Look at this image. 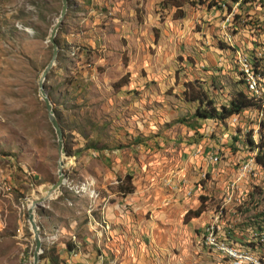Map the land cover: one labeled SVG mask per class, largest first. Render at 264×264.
<instances>
[{
    "label": "rangeland",
    "instance_id": "374dc122",
    "mask_svg": "<svg viewBox=\"0 0 264 264\" xmlns=\"http://www.w3.org/2000/svg\"><path fill=\"white\" fill-rule=\"evenodd\" d=\"M163 1L69 2L54 38L62 59L44 81L63 103L65 150L63 185L34 210L40 256L63 264L59 244L73 236L81 249L85 227L96 229L88 216L97 222L115 203L129 219L120 229L131 233L118 264L143 252L135 234L146 230L165 264H217L201 245L205 226L213 222L221 240L231 230L247 244V219L264 212V170L234 178L256 152L245 135L264 142V114L196 123L194 104L182 96L185 84L200 83L218 107L245 91L238 57L264 55V1L239 0L227 10L229 0H184L182 19ZM59 9L60 0H0V264H31L26 202L56 181V140L36 81L50 60L47 38ZM253 79L262 93L264 79ZM212 153L220 159L214 165L207 163ZM58 227L65 231L55 239ZM145 263L155 264L149 255Z\"/></svg>",
    "mask_w": 264,
    "mask_h": 264
},
{
    "label": "trees",
    "instance_id": "16d2710c",
    "mask_svg": "<svg viewBox=\"0 0 264 264\" xmlns=\"http://www.w3.org/2000/svg\"><path fill=\"white\" fill-rule=\"evenodd\" d=\"M263 2L264 0H258ZM69 2L70 0H67V9H66V14L64 17V21L67 19L69 15ZM230 5H227V10H230L231 6H233L235 3H238L239 5V0H229ZM164 5H169L171 8L175 9V13H177V18L182 19L183 14L180 10V8L184 5V0H172L170 4L168 1H163L162 2ZM264 3V2H263ZM63 25V24H62ZM56 48H57V54H56V61L59 63L61 62L62 59V52H61V47L57 42H55ZM234 51L233 49H231ZM246 63L249 66V69L254 77H257L259 79H264V55L260 57H256L255 53L251 56H245ZM70 80H67L66 85H72V81L69 84ZM241 84L244 82L240 79L239 81ZM198 84H185L184 90L182 93V96L184 97V100L189 103L194 104V112L191 115L192 119L197 123V121H207V120H213L218 123H223L227 119L236 117L240 114H242L246 110H252L256 111L257 113L261 112L262 115L264 114V90L260 94H250L246 88L245 91H235L233 92L228 100L222 104H218V107H215V101L212 98H209L207 95V91L203 89L201 85ZM245 87V85H244ZM44 89L46 91L47 97L50 101L51 104H53V114L54 117L56 118V121L63 132V127H62V122L59 119L58 116V106L63 104L56 103L53 100V95H52V89L50 86H45ZM56 104V106H55ZM261 115V116H262ZM260 126L264 128L263 122L260 121ZM192 127V126H191ZM193 129V127H192ZM234 141H237L234 139ZM245 144L248 146L249 151L252 152L255 150V155L253 156V160L255 163V167H258L262 170H264V142L262 144L254 145L253 142L247 135H245ZM87 149H92L93 146H85ZM65 150V149H64ZM120 190L124 191V194L131 193V188H120ZM200 213V210L198 209L196 212H194L193 217L196 218ZM246 227L250 228V231L247 232L248 234H254V238L252 240H247L249 243L245 244L244 242L241 243L240 240H236L232 233L231 230H225L222 240L228 243L231 246H247L251 250H257V249H263L264 247V241H259L261 240L260 237H263L264 235V212L261 213H256L250 216L246 223ZM263 240V239H262ZM245 241V240H244ZM71 249V245L69 243H66L64 246V252L69 251ZM259 251V250H258ZM263 254V253H262ZM43 255V254H42ZM43 258H49L46 259L47 264H61L57 262L56 257H45V256H40V259Z\"/></svg>",
    "mask_w": 264,
    "mask_h": 264
},
{
    "label": "crops",
    "instance_id": "0c3cea01",
    "mask_svg": "<svg viewBox=\"0 0 264 264\" xmlns=\"http://www.w3.org/2000/svg\"><path fill=\"white\" fill-rule=\"evenodd\" d=\"M121 211L122 210L119 208V204L115 203L106 205L104 208V214L102 216L110 228L109 232L107 233V243L102 244L103 241L98 239V234L97 236L94 235L96 230L92 228L94 231L93 233L91 228L88 226L85 227L84 234L81 238L82 248L75 257H70L68 251L64 252V245L60 243L59 247L60 250H62V253L58 252V254H60V260L63 261V264H83L84 260L87 261L88 264H118L119 258L117 257H119V254L122 251V240L128 239V236L131 234L128 231H122L120 229L129 221V219ZM64 231L65 230L62 227H58L54 234L55 239L60 238ZM150 235L151 232H148L147 230L144 231V233L136 232L135 236L139 237V239H137V244L141 242L139 243V249L143 252L139 253L137 259L132 260V262H126L125 264H146L145 262L147 255L151 257L155 264H161V262L164 261L161 252H159V258L161 259L155 258L154 254L152 253V246H154V244L152 238H150ZM130 238L132 241V236ZM145 243L147 244V247H145ZM206 252L208 253L210 259L212 258L217 264H225V262H227L222 257L218 258L217 255L212 254L207 250ZM72 259L76 261L72 262ZM163 263L165 264V261Z\"/></svg>",
    "mask_w": 264,
    "mask_h": 264
},
{
    "label": "built area",
    "instance_id": "2783aa9c",
    "mask_svg": "<svg viewBox=\"0 0 264 264\" xmlns=\"http://www.w3.org/2000/svg\"><path fill=\"white\" fill-rule=\"evenodd\" d=\"M238 68L247 91L250 94H257L256 83L253 79V75L249 72V67L245 58L238 57ZM219 160V155H217V153H212L207 157V163L211 165L216 164ZM254 168L255 163L252 158L247 161H243L237 166L234 178L236 175H238L237 180H243L253 173ZM205 176V173L201 174L200 180L204 179ZM234 182L237 181L234 180ZM233 183L231 184V187H233ZM88 218L89 220L87 224L89 226H95V233L98 234V236L101 235V237H104L106 240H108L107 233L109 232L110 228L104 217H100L97 222L92 218V216H88ZM254 236V234H249L248 239L252 240ZM69 244L71 245V249L68 251L69 256L73 258L79 253V243L76 242L75 238L72 236L69 239ZM201 245L210 253L222 256V258L227 261V264H264V254L260 253L258 250H248L245 248H239L238 246H231L225 241L221 240L217 234V228L213 222L205 226L203 229L201 233ZM83 264H88V262L84 260Z\"/></svg>",
    "mask_w": 264,
    "mask_h": 264
},
{
    "label": "water",
    "instance_id": "95a60500",
    "mask_svg": "<svg viewBox=\"0 0 264 264\" xmlns=\"http://www.w3.org/2000/svg\"><path fill=\"white\" fill-rule=\"evenodd\" d=\"M67 9V0H60V9L58 16L55 20L54 25L49 31L47 42L50 44L51 47V56L49 62L45 65L41 73L39 74L37 81H36V87H37V94L40 98V101L43 104L46 119L53 130L55 140H56V181L46 187H42L40 189V192L43 194L42 196H39L35 200H31V197L26 202V223L28 225L29 231L32 236V242H33V251L31 256V264H39V256L42 253V241L40 237L39 229L35 223V213L34 210L42 203H44L46 200L50 199L53 194L57 193L59 188L64 183V175H63V143H62V131L56 121V118L54 117L53 111H52V105L47 97L46 91L44 89V81L46 79L47 74L53 67L55 60H56V54H57V48L55 44V35L59 29V27L62 24V21L65 17ZM34 195H38V192H36Z\"/></svg>",
    "mask_w": 264,
    "mask_h": 264
},
{
    "label": "bare ground",
    "instance_id": "6f19581e",
    "mask_svg": "<svg viewBox=\"0 0 264 264\" xmlns=\"http://www.w3.org/2000/svg\"><path fill=\"white\" fill-rule=\"evenodd\" d=\"M42 195H43V194L41 193V194H40V195H38V196H37L35 199H37L39 196H42ZM50 198H51V197H50ZM35 199H34V200H35Z\"/></svg>",
    "mask_w": 264,
    "mask_h": 264
}]
</instances>
